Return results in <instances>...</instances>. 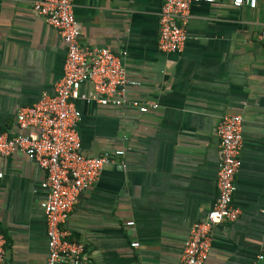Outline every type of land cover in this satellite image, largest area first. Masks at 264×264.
<instances>
[{"label":"crops","instance_id":"1","mask_svg":"<svg viewBox=\"0 0 264 264\" xmlns=\"http://www.w3.org/2000/svg\"><path fill=\"white\" fill-rule=\"evenodd\" d=\"M35 1L0 0V125L11 135L20 108L55 94L67 56ZM231 1L193 6L188 40L175 54L158 47L161 0L73 1L81 46L127 52V74L140 82L129 98L158 106L140 113L76 102L83 153L123 149L128 164L107 166L63 224L85 245V264L178 263L191 225L217 200V128L226 114L244 119L234 196L241 215L214 228L205 264H264V0L254 10ZM0 172L6 264H46V173L20 153L0 157Z\"/></svg>","mask_w":264,"mask_h":264},{"label":"built area","instance_id":"2","mask_svg":"<svg viewBox=\"0 0 264 264\" xmlns=\"http://www.w3.org/2000/svg\"><path fill=\"white\" fill-rule=\"evenodd\" d=\"M74 0H37L33 10L56 29L67 49L63 77L54 95L44 94L32 106L16 114L17 132L3 131L0 125V157L24 154L46 173V198L41 207L46 221L48 257L46 264H85V245L70 240L63 229L80 195L92 188L107 166L128 164L125 150L86 156L78 132L82 117L76 102L95 103L102 107H132L140 113L157 109L128 96L130 87L140 86L127 74L124 64L127 52L116 54L110 47L83 48L81 28L74 13ZM216 0H161L159 14V50L166 54L181 53L188 40V25L195 5L214 4ZM235 8L254 10L259 0H232ZM264 46V31L258 36ZM84 85L92 91L82 92ZM220 144L217 200L207 216L191 225L177 264H205L213 245V230L222 223H234L241 209L234 203L236 176L241 167L244 147V119L241 115L222 116L217 128ZM3 173L0 172V178ZM129 225H132L130 223ZM139 244L134 243L137 247ZM7 238L0 231V264H6ZM264 260V256H259Z\"/></svg>","mask_w":264,"mask_h":264}]
</instances>
